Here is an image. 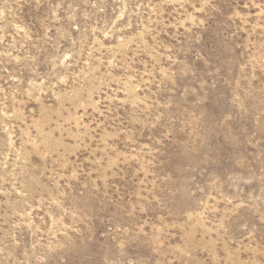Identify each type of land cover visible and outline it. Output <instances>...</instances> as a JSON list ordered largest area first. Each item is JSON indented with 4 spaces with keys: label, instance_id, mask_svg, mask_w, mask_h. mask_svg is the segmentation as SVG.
Here are the masks:
<instances>
[{
    "label": "rangeland",
    "instance_id": "374dc122",
    "mask_svg": "<svg viewBox=\"0 0 264 264\" xmlns=\"http://www.w3.org/2000/svg\"><path fill=\"white\" fill-rule=\"evenodd\" d=\"M0 264H264V0H0Z\"/></svg>",
    "mask_w": 264,
    "mask_h": 264
}]
</instances>
